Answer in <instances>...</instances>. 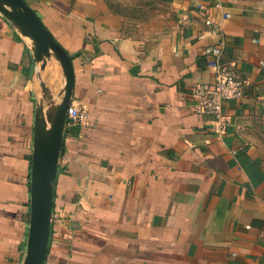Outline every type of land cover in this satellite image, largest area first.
<instances>
[{"label":"crops","instance_id":"0c3cea01","mask_svg":"<svg viewBox=\"0 0 264 264\" xmlns=\"http://www.w3.org/2000/svg\"><path fill=\"white\" fill-rule=\"evenodd\" d=\"M171 1L176 27L142 39L38 0L87 113L64 127L44 264H264V0ZM31 60L0 13V264L26 252L35 86H63ZM216 61L245 81L221 134L189 95Z\"/></svg>","mask_w":264,"mask_h":264},{"label":"water","instance_id":"95a60500","mask_svg":"<svg viewBox=\"0 0 264 264\" xmlns=\"http://www.w3.org/2000/svg\"><path fill=\"white\" fill-rule=\"evenodd\" d=\"M0 13L27 39L35 64L44 70L54 56L62 71V98L56 103L52 87L39 81L41 98L35 112L30 174V213L26 252L22 264H44L48 249L58 158L73 90L70 55L41 17L25 0H0ZM52 117L50 125L46 117Z\"/></svg>","mask_w":264,"mask_h":264},{"label":"rangeland","instance_id":"374dc122","mask_svg":"<svg viewBox=\"0 0 264 264\" xmlns=\"http://www.w3.org/2000/svg\"><path fill=\"white\" fill-rule=\"evenodd\" d=\"M46 2L62 11L80 13L94 21L106 22L114 27L115 33L120 36L142 39L157 38L167 34L176 27L179 20L176 7L171 0H46ZM16 31L32 59V76H34L41 69L33 60L32 48L27 39L17 28ZM56 63L59 65L58 61L52 58L50 65ZM59 71L62 75L61 67ZM35 87L37 97L40 99V87L39 85ZM62 87H59V84L54 87L53 96L56 103L61 101Z\"/></svg>","mask_w":264,"mask_h":264},{"label":"built area","instance_id":"2783aa9c","mask_svg":"<svg viewBox=\"0 0 264 264\" xmlns=\"http://www.w3.org/2000/svg\"><path fill=\"white\" fill-rule=\"evenodd\" d=\"M214 77L210 82L194 84L190 90V108L196 113L208 115L211 132L223 133L229 126L230 118L224 113V105L244 95L245 81L219 61L212 65ZM87 123L86 109L71 100L66 111V124L82 126Z\"/></svg>","mask_w":264,"mask_h":264},{"label":"bare ground","instance_id":"6f19581e","mask_svg":"<svg viewBox=\"0 0 264 264\" xmlns=\"http://www.w3.org/2000/svg\"><path fill=\"white\" fill-rule=\"evenodd\" d=\"M51 58H55L54 56H52ZM56 59V58H55ZM57 60V59H56ZM51 61V59L48 61V63H47V66L49 65V62ZM47 66H46V68H47ZM45 68V69H46ZM44 69V70H45ZM48 78L51 80V81H54V72L52 71V70H50L49 71V74H48ZM46 119H47V124L48 125H50V120H52V117L50 116V117H46Z\"/></svg>","mask_w":264,"mask_h":264},{"label":"trees","instance_id":"16d2710c","mask_svg":"<svg viewBox=\"0 0 264 264\" xmlns=\"http://www.w3.org/2000/svg\"><path fill=\"white\" fill-rule=\"evenodd\" d=\"M27 4H29L38 14L37 6L39 4L38 0H25ZM39 15V14H38ZM40 16V15H39ZM41 17V16H40ZM42 19V18H41ZM43 21V19H42ZM44 22V21H43Z\"/></svg>","mask_w":264,"mask_h":264}]
</instances>
